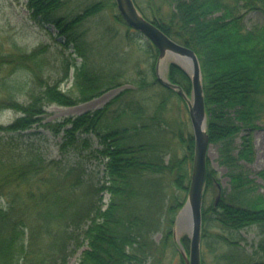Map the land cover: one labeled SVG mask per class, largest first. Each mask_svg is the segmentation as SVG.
<instances>
[{"label":"trees","instance_id":"1","mask_svg":"<svg viewBox=\"0 0 264 264\" xmlns=\"http://www.w3.org/2000/svg\"><path fill=\"white\" fill-rule=\"evenodd\" d=\"M147 1L155 25L199 58L210 141L222 142L221 163L230 169V193L222 194L217 207L214 203L203 207L202 241L209 249L220 250L218 264H264V239L252 254L242 245L243 230L254 226L264 230V195L239 164L252 157L253 145L245 142L235 158L230 141L239 129L235 120L254 127L263 110L257 105L264 96V24L247 29L237 10L264 16V0H168L175 6L166 17L158 14L156 0ZM134 2L147 18L138 0ZM67 4L29 0L28 5L44 23L57 27L66 46L78 47L85 43L79 25L107 3L95 1L78 13L63 14ZM154 49L153 74L140 73L135 89L123 90L101 109L46 123L41 116L49 106L91 101L121 86V74L104 75L84 63L76 67L70 91L63 92L51 75L45 77L43 67L25 68L0 49V112L12 109L21 114L11 125H0V264H66L84 237L88 249L80 264H147L159 250L154 235L163 231L166 238L173 237L189 191L191 173L185 161L193 160V135L182 138L185 158L175 161L171 156L166 163L167 146L153 137L163 130L153 127L150 132L148 125L126 123L128 116L136 121L144 117L146 96L138 98L139 92L160 86L178 96L158 80ZM41 51L18 58L35 62ZM64 67L68 79V64ZM168 78L191 93L189 76L176 64H171ZM23 94L28 96L24 103ZM164 107L165 100L158 114ZM151 119L163 123L157 115ZM35 123L56 136L62 134L58 150L68 160H49L41 146L25 139L24 132ZM90 135L100 141L101 148L94 151L107 159L103 185L86 164L93 154L85 153L93 147ZM207 173L204 203L209 191L218 192L208 162ZM258 175L264 181V170ZM104 190L110 193V202L103 211Z\"/></svg>","mask_w":264,"mask_h":264},{"label":"rangeland","instance_id":"2","mask_svg":"<svg viewBox=\"0 0 264 264\" xmlns=\"http://www.w3.org/2000/svg\"><path fill=\"white\" fill-rule=\"evenodd\" d=\"M62 1H67L68 3L63 12L65 14L78 13L86 5L102 0ZM156 1L160 16L166 17L174 11L175 5L168 0ZM105 2L107 5H105L103 10L89 18H85L79 25L81 31L85 33V43H79L78 47H76L75 44L66 46L64 43L66 38L59 34L55 25L46 24L39 15L35 16L36 14L34 15L33 10L29 8V0H0V49L5 55L10 57V61L14 60L25 68L27 64L33 68L35 66L43 67L45 77L51 75V81L59 82L63 92L70 91L74 83L75 69L76 67H82L84 63L98 69L97 72L104 75L110 73L121 74L118 79V83L122 82L121 86L105 92L100 97L72 106H60L58 104L49 106L46 114L41 116L44 119L43 123L49 121L57 122L64 118L77 117L83 113L101 109L123 90L135 89L137 87L135 82L140 79V73L153 74L152 67L156 61L154 56L155 47L144 36L129 29L125 23L118 19L119 12L117 6L113 5L114 0H105ZM138 2L147 18L151 20L153 15L148 1L138 0ZM237 11L244 16L243 23L249 30L264 24V16L259 11L246 12V10L240 8ZM40 48L42 51L38 54L39 58L35 62L19 60V54H31ZM78 49L87 58L80 57L77 52ZM174 61L171 58H167L161 65L160 73L163 78L168 77L170 66ZM64 64H68V79H65L67 71ZM60 78H62V81ZM19 80L22 82L24 78H19ZM144 94L146 96L144 98L146 100L144 117L142 120L136 121L133 117L128 116L126 123L130 126L134 124L148 125L150 132L155 130L153 127L160 128L163 130L162 133L157 136L156 131L153 137L167 146L166 163L170 161L171 156L174 157L175 161L183 160L187 154V148L182 138L193 135L189 111L185 102L179 96L169 94L167 90L160 86L152 88L149 92H139L137 97L140 98ZM188 96L191 97V93ZM20 100L24 103L28 101V96L23 94ZM163 100H165V107L158 114L157 108ZM261 102L262 105L257 106H262L263 110L259 112L260 117L254 122V127H246L242 122L235 120L234 122L239 126V129L230 141L232 143V154L235 158H238L245 142L249 141L253 145L252 157L239 161L240 170L246 172L255 181L259 187L258 191L264 195V181L258 175L259 172L264 170V96L261 97ZM20 115L19 112L12 109H6L0 112V125L7 127L14 123ZM156 115L163 123L158 125L151 119ZM24 135L26 136L25 139L32 140L31 143H33L34 147L35 144L41 146L49 160H68L69 156L62 157L58 150V144L62 142V134L56 136L54 132L45 130L38 123H35L31 129L24 132ZM90 137L93 147L85 153L89 154L92 151L93 154L88 155L86 164L90 170L98 174L99 178H102L101 184L103 185L105 183L103 177L107 159L94 151L96 148H101L100 141L93 135H90ZM34 140L37 142L34 143ZM221 147V141H210L208 166L214 172V184L219 183L223 194L227 195L231 191L230 169L221 163ZM185 164L188 165L191 173L193 160L187 159ZM107 185L109 184L107 183ZM216 195L217 192L215 190L209 191L204 205L206 207L210 206L214 202ZM109 202L110 193L104 190L103 211L107 208ZM189 236L187 225H179L177 221L173 229V237L166 238L167 236H165L163 231L156 233L153 240L159 246V250L147 264H184L182 252L189 253ZM242 236L245 239L242 245L252 254L257 252L259 242L264 239V230L254 226L243 230ZM184 237L187 238V243L186 241L183 242ZM87 249L88 241L84 237L66 264H80L82 254ZM219 251L217 253L214 248L209 249L205 242L202 241L201 258L203 264H218L216 253L220 254Z\"/></svg>","mask_w":264,"mask_h":264},{"label":"water","instance_id":"3","mask_svg":"<svg viewBox=\"0 0 264 264\" xmlns=\"http://www.w3.org/2000/svg\"><path fill=\"white\" fill-rule=\"evenodd\" d=\"M119 15L128 27L143 35L158 50L156 75L158 80L175 91L186 103L193 129L194 156L191 181L185 206L179 212L177 223L186 224L189 232V253L182 252L185 264H202L201 245L204 195L208 181L207 160L210 147L208 133V115L203 90L201 64L197 54L188 46L178 43L162 32L153 21L146 19L139 11L134 0H115ZM167 58H171L190 78L191 97L178 84L168 77L163 78L160 67ZM218 192L214 200L217 207L222 196V187L217 183Z\"/></svg>","mask_w":264,"mask_h":264}]
</instances>
